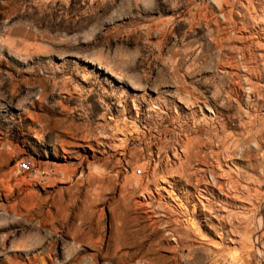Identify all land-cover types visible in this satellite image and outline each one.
I'll return each instance as SVG.
<instances>
[{"label":"rangeland","instance_id":"374dc122","mask_svg":"<svg viewBox=\"0 0 264 264\" xmlns=\"http://www.w3.org/2000/svg\"><path fill=\"white\" fill-rule=\"evenodd\" d=\"M0 264H264V0H0Z\"/></svg>","mask_w":264,"mask_h":264},{"label":"bare ground","instance_id":"6f19581e","mask_svg":"<svg viewBox=\"0 0 264 264\" xmlns=\"http://www.w3.org/2000/svg\"><path fill=\"white\" fill-rule=\"evenodd\" d=\"M232 146V145H231ZM223 147V146H222ZM230 148V147H229ZM226 149V148H225ZM230 150V149H229ZM220 153V152H219ZM222 153V152H221ZM224 153H225V151H224ZM263 153V152H262ZM226 154H227V151H226ZM223 155V154H222ZM230 155V154H229ZM217 156V155H216ZM231 158V157H230ZM223 159V158H222ZM229 159V158H228ZM218 160V159H217ZM224 160V159H223ZM222 160V161H223ZM228 162V161H227ZM232 162V161H231ZM29 168H31V169H33V167L30 165V163L29 162H27V161H25L24 162ZM222 164V163H221ZM224 164V163H223ZM228 165H230V164H228ZM230 166H234V165H230ZM19 171H21V170H19ZM228 172V171H227ZM231 172V171H230ZM233 172V171H232ZM237 172H238V170H237ZM236 173V172H235ZM234 172H233V174H235ZM225 174V173H224ZM228 174H229V172H228ZM234 176V175H233ZM234 181H235V179H234ZM220 183V182H219ZM173 184V183H172ZM207 184V183H206ZM209 184V183H208ZM241 184V183H240ZM174 185V184H173ZM231 185V184H230ZM162 186V185H161ZM222 186V185H221ZM220 186V184L218 185V187L217 188H219V189H221L222 187ZM227 186V185H226ZM163 187V186H162ZM234 188V187H233ZM161 189V188H160ZM159 190V189H158ZM231 190H232V188H231ZM149 192V191H148ZM145 193H146V191H145ZM144 193V195L143 196H149V195H147V194H145ZM223 193V192H222ZM169 195V194H168ZM204 196V195H203ZM170 198H172V197H170ZM198 199V203H200V205H202L203 207H205V202L201 199V198H197ZM243 204V203H242ZM244 205V204H243ZM167 208L169 209L170 207H168V205H167ZM206 208V207H205ZM210 209V208H209ZM243 209V208H242ZM242 212V211H241ZM231 213V212H230ZM242 213H244V211L242 212ZM237 217V216H236ZM239 218V217H238ZM241 218V217H240ZM241 222V221H240ZM243 225V224H242ZM244 226V225H243ZM220 227V226H219ZM245 228V227H244ZM244 231V230H243Z\"/></svg>","mask_w":264,"mask_h":264},{"label":"built area","instance_id":"2783aa9c","mask_svg":"<svg viewBox=\"0 0 264 264\" xmlns=\"http://www.w3.org/2000/svg\"><path fill=\"white\" fill-rule=\"evenodd\" d=\"M17 168H18V170H21V171H24V172H28V171H31V170H32L31 168H29V167L24 163V161L19 162V163L17 164ZM138 170H140V169H138Z\"/></svg>","mask_w":264,"mask_h":264}]
</instances>
